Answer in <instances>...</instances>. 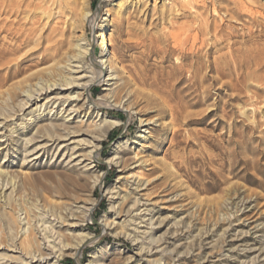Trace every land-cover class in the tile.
<instances>
[{
	"label": "rangeland",
	"instance_id": "obj_1",
	"mask_svg": "<svg viewBox=\"0 0 264 264\" xmlns=\"http://www.w3.org/2000/svg\"><path fill=\"white\" fill-rule=\"evenodd\" d=\"M186 1L88 0L85 4L83 0H34V12L22 15L21 25L12 28V34L35 32L37 43L8 58L14 64L26 57L27 67L21 75L5 81L6 69L0 66L2 117L15 112L25 92L44 84L49 72L62 70L66 75L64 66L77 54L76 44L81 51L92 49L96 63L102 51L95 37L106 24L105 38L110 44L106 72L111 68L113 85L110 93L98 82L91 85L95 106L76 102L75 109L81 110L71 116L70 123L92 135L99 133L104 120L117 121L118 125L105 132L98 143L97 158L73 166L67 158L55 156V151L31 161L23 149V140L37 127L44 129L50 121L63 123L65 115L59 118L62 106L53 109L58 110L56 119L55 115L43 116L51 108L42 113V120L35 118L44 108L39 112L33 105L23 116L6 123L0 120V147H5L0 151V244L6 249L12 243L29 256L24 248L43 246L40 230L46 227L61 235L62 242L71 248L58 263L53 258L46 264H264V58L242 72L243 77L250 76L243 88L238 86L240 76L234 73L222 80L235 84L232 90L220 86L221 81L211 87L212 80L201 79L200 89L182 91L189 83L188 67L183 74L175 73L174 66L182 59L178 53L169 54L168 48L174 44L170 36L186 32L198 21L205 20L208 25L214 21L224 29L216 35L212 30L205 37L206 44L217 41L227 45L231 22L227 10L234 1L239 3L201 0L198 6L203 8H183L184 16H176L177 10L183 13L178 4ZM257 2L253 10L262 21L264 0ZM76 5L79 11L74 15L71 10ZM169 9L174 10V16L169 15ZM82 13L89 17L82 21ZM241 23H232L238 30L237 41H243L248 30H261V26L249 23L242 28ZM62 30L70 34L63 35ZM10 36L0 35V39L5 38L0 42L11 44L14 40ZM65 38L69 44L56 57L57 43ZM257 43L261 45L248 42L245 48H264L263 40ZM229 51L210 53L209 60ZM31 52L34 54L29 55ZM93 61L85 55L80 63H71L83 66L84 72L78 76L86 78L78 84L98 78L99 65ZM205 74L218 78L206 69L202 76ZM119 89L121 95L115 101ZM83 92L87 94L77 87L71 96ZM142 95L158 102L163 113L156 105L135 103ZM41 104L43 101L37 105ZM111 158L115 160L107 163ZM86 165L92 169L85 171ZM134 199L144 204L140 210L149 211L145 216L152 217L149 226L137 228L130 224V217L119 214ZM81 206L92 208V215L78 209ZM51 215L58 221L51 222ZM71 215L77 220H71ZM40 217L47 221L43 227H39ZM74 222L79 227L69 226ZM132 229L148 233L145 244H134ZM79 243L82 247L75 250ZM1 253L12 256L13 262L45 264L30 263L19 253Z\"/></svg>",
	"mask_w": 264,
	"mask_h": 264
},
{
	"label": "bare ground",
	"instance_id": "obj_2",
	"mask_svg": "<svg viewBox=\"0 0 264 264\" xmlns=\"http://www.w3.org/2000/svg\"><path fill=\"white\" fill-rule=\"evenodd\" d=\"M87 1L88 0H83V3L87 4ZM33 2L34 0H0V35L4 34L6 38L12 35V37L11 36L10 37L12 38V40H14V42H12L11 44L7 43V45H5L4 42L2 43L0 42V66H5L4 68L6 69V78L4 79L5 81L11 80L21 75L26 70V67H27V65L25 64L27 63V60H25L26 57L19 60L17 63H14V64H11L8 58H10L13 55L18 54V52L24 49L23 47H26V46L28 47V45H31V44L35 45L37 43L33 39L34 38V35L32 34L33 31L28 32V34H25L24 32L27 30H25L24 32L22 31V33H17L18 31L16 29L17 32L16 33L13 32L14 34H12V28L16 25L18 26L21 25V20L23 19L21 18V16L26 13L31 14V11L34 12L35 7L33 6L34 4ZM200 2L201 0H187L186 3H179L178 5L181 9L180 11H183V13L178 14L179 11L177 10L176 16L178 15H181L182 17L184 16L185 11L182 10L183 8H188V7L189 8H203V6L202 7L198 6ZM234 2L236 3V1ZM235 3H232L233 7L227 10L228 12L227 16L230 18V21H231V22L229 21L230 23L227 26V28L230 30L229 37H228L229 42L227 43V45H222L217 41H214L209 46L206 44L205 37L209 35L212 32V30L214 31V34L216 35L224 29L222 25L217 24L214 21L209 25L205 22V20L203 22L198 21L196 25L191 26L189 29L186 30V32L172 34L170 36L174 40V44L172 47L168 48L169 54L171 55V54L178 53L181 55L180 58L182 59L178 65L174 66L176 70L175 73L183 74L184 67H188L186 71L189 73L188 75L189 83L182 89V91L185 89V90H191L192 92H194L197 89H200L201 79L203 82H206L207 80H212L210 83L211 87L216 86L221 81L222 84L220 86H222L226 90H232L233 87L236 85L229 84L228 83L229 80L228 81H222V80L230 78L234 73L237 76L238 75L240 76V80L238 79L239 81L238 86L243 88V86L247 83L246 80L250 76L247 75L243 77L242 72H245V70L251 68V66L256 65L255 61H257V59H260L262 57L264 58L263 46H262L263 49L257 48L259 44L257 42H259L260 40L264 41V19H262V21H259L256 16L259 13L253 10L254 9L253 5L258 3L257 0H239L240 4L238 2H237L238 5L237 3L236 4ZM77 5L71 10L74 15L77 14V12L79 11V8ZM31 6H33V10L30 9ZM168 12L170 13L169 15H172L174 13V10L169 9ZM32 15L36 17V13ZM81 15H82L81 16L82 21L89 17L88 13H82ZM12 18L18 19L17 22L14 21V19L11 20ZM95 21L96 19L93 20V24L91 25L93 29L96 26ZM237 21H242L241 23L242 28H244L245 24L249 23V24H257L261 26V30H259L258 33L252 32V31L249 32L248 30L249 34L247 36H243L244 34L242 35L243 41L241 42L237 41L235 39L239 37L237 35L238 30L234 27V25H232V23L237 22ZM31 22L34 25L35 23L34 17L31 18ZM21 28L19 27V30ZM106 29H107V25L102 24L99 27L97 36L95 37L97 38V42H99V46L102 51L100 53V56L98 57L99 60L96 62L97 66L99 65V71L97 72L98 78L91 80L89 83L78 84L83 79L86 78L85 76H78V74H80L81 72H84L82 69L83 66L80 67V66L72 65L71 63L76 62V61L80 63V59L84 57L85 55L88 56L91 61H93L92 60L93 51L92 49H84V51H81L80 45L76 44L75 50L77 51V54L69 58L67 60L68 62L67 66H64L66 75L63 72H61L62 70H58L59 72L56 74L52 73V71L49 72V74L47 75L48 80L44 84H40L38 87L33 86V88L25 92L26 95H23L24 98L18 104L15 112H9L7 115L4 114L5 115L4 117H2V114H0V120H3V122L6 123L8 121H12L13 118H18V116H23L26 110L31 108V106L36 105V111L38 110L40 112L41 108H44V109L42 110L41 113H39V115H36L35 118L39 117V120H42L41 118L42 113L47 108H51L43 116H47V115L54 116L55 115L54 119H56L58 118L57 109L60 106H62V109L59 112V115L61 116V117L59 116V118H62L65 115L64 116L65 118H62L63 119L62 124L56 125L50 121L49 125H47L44 129H39V127H37L35 131L33 132V134L30 135L29 138L23 140L22 143H23V149L25 151V156L31 157L32 158L31 161L38 160L41 154H46L48 152L55 151V156L56 155L61 156V158L63 159L67 158L68 164H70L71 162H74L73 166L82 165L83 162L87 160L89 161L93 158H97V151L99 149L98 143L102 141L106 131L118 125L117 121H114L111 119L104 120V124L102 128L99 130V133L92 135V134L84 132L81 129H77L71 126V123H70V120H72L71 116L74 113L78 115L79 111L81 110L80 107L75 109V107L78 104L76 102L83 101L84 104L95 106V102L91 98V94L93 91L92 90L93 88L91 85L98 82L101 84V86H104L102 90L108 91V93H110V88L113 85L112 81L114 80V77H113L112 71H110L111 68H109L108 69L109 71L106 72L108 68V64H107V61L105 60V57L109 54V47H110L108 39L105 38ZM62 31L63 32L61 33H63V35H66L68 33V31H65V32L64 30ZM246 37L247 39H245ZM4 39L5 38L2 37L0 41ZM248 42H250L252 45L256 44L257 45L256 48H249V49L245 48V44H247ZM67 44H69V41H67L66 38L57 43L58 47L55 50L56 57L60 54L61 49L64 48ZM225 48L230 50L228 52L229 53L228 55H223L213 60H209L210 53H218ZM204 49L206 50L204 53H202ZM33 54L34 52L29 53V55H33ZM205 57H207V60H204ZM45 59L46 58H42V61H44ZM96 63L93 61L94 65H96ZM255 67L257 69V66ZM204 69L208 70L209 73H213L217 75L218 78H214L210 76V74H205L202 76V71ZM102 74L103 76L107 74L104 80L101 79ZM125 86L126 85H124V87ZM77 87H81L85 91L87 90V94H84L83 92L82 94L71 96L72 91ZM12 90L16 91L15 89H12ZM119 90L117 91L118 93L115 92L116 93L114 96L115 101L119 100L120 98V95H121L120 92L122 89H119ZM65 93H68V94L65 95ZM11 95H14V97H16L14 92ZM137 99H138V96H137ZM231 99L237 100L236 97H232ZM41 101H43V104L38 106L37 104L40 103ZM72 103H76V104L72 105ZM135 103L139 105L143 103L145 105H156L157 111L163 113V109L159 107V103L154 101L152 97L150 98V97L142 95V100L140 102H135ZM65 104L66 106L64 108ZM54 108H57L56 111L53 110ZM19 113L21 114L19 115ZM174 115L175 114L173 113L170 115L172 119ZM3 122H0V126H3L2 124ZM30 124H32V121L30 122ZM146 124L147 123H145V125ZM22 126H25V125H22ZM175 135L176 133L174 132L173 136ZM84 136L89 137L91 140L84 139L83 138ZM4 148L5 147L3 146L0 147V151L3 150ZM88 148L90 150L85 152L84 150ZM114 160L115 159L111 158L110 160L107 161V163L111 164ZM31 161L28 160L27 163ZM139 165L140 164L136 166H139ZM91 169H92V166L86 165L85 171H88ZM114 197L112 198L114 199ZM143 206L144 204L141 205L137 199H134V201L131 203V206H128V207L125 206L123 208L121 206L122 209L119 211V214H121V216L130 217L129 219H132V220H129L130 224L135 225L137 228H144L145 225L149 226L151 224L152 217H150L149 219H145V216L147 215L146 213L149 211L146 209L140 210V207H143ZM112 208H115V207H112ZM78 209L88 213V217L91 216L93 212L92 208H86L84 206L78 207ZM138 210H140L138 213L132 215L134 211H138ZM119 214L117 212V216H120ZM51 216H53V218L51 219V222L58 221V217L54 215H51ZM69 218L71 220H77L72 215ZM136 221H139V222L136 223ZM39 222L41 223L39 227H43L44 223L47 221H44V218L40 217L38 218V223ZM69 226L71 228L79 227V225L76 224L75 222ZM145 229H148V228H145ZM42 232H43V235H42L41 240L43 241V246H41V244H38L39 248L37 250H32V249L29 250L30 248H32V246L30 245H28L27 248H24V251L30 252L29 256H26L24 252L19 251V248L16 245H13L12 243L8 245L7 249L5 246H2L0 244V250L1 251L6 250L9 252H13V253H19L21 257L25 259H29L30 263L33 262V263H45L46 264L53 258H56L57 260L55 262L58 263L61 257L64 256L65 252H67L71 248L67 246V244L65 245L62 242L63 237L59 235L57 232L46 230V227L40 230V233ZM132 232H133L132 241L134 242L135 245L145 244L146 242L145 239L147 238V234H148L147 232L136 231L133 229H132ZM58 239L59 241L56 243ZM87 240H85L84 243L87 242ZM82 245H80L79 243L76 245L74 249L78 250L79 248L82 247ZM56 247H58L57 250H56ZM139 249L141 253L142 252L141 246L139 247ZM55 254H58V256L57 257L54 256ZM12 258H13L12 256L1 253L0 254V262H1L0 264H6L8 262L9 264H27V263H24L23 261L13 262Z\"/></svg>",
	"mask_w": 264,
	"mask_h": 264
},
{
	"label": "trees",
	"instance_id": "obj_3",
	"mask_svg": "<svg viewBox=\"0 0 264 264\" xmlns=\"http://www.w3.org/2000/svg\"><path fill=\"white\" fill-rule=\"evenodd\" d=\"M67 261H69V260H67Z\"/></svg>",
	"mask_w": 264,
	"mask_h": 264
}]
</instances>
